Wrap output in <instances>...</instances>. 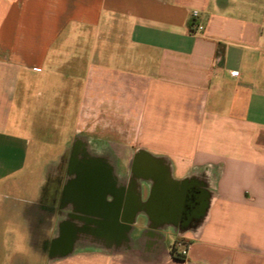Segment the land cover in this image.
<instances>
[{"label": "crops", "instance_id": "0c3cea01", "mask_svg": "<svg viewBox=\"0 0 264 264\" xmlns=\"http://www.w3.org/2000/svg\"><path fill=\"white\" fill-rule=\"evenodd\" d=\"M34 142L13 264H264V0H0V154Z\"/></svg>", "mask_w": 264, "mask_h": 264}, {"label": "rangeland", "instance_id": "374dc122", "mask_svg": "<svg viewBox=\"0 0 264 264\" xmlns=\"http://www.w3.org/2000/svg\"><path fill=\"white\" fill-rule=\"evenodd\" d=\"M70 124V122H68L67 124L66 129H68V131L70 130ZM19 146L23 149L25 146L24 142L20 143ZM62 146L63 145L60 146L54 143L39 144L34 142L32 143V145H26V147L28 148V152H30L28 155L26 154V156L28 157H24L25 154H19V156L16 155L17 159L15 158L14 154L12 155V157L9 156L10 159H8V152L4 151L0 154V164H2L4 168L2 171L3 174L9 169L17 170V172L11 176L5 175L3 179L0 180V184L4 183L6 180L12 177H16L17 180L21 181V183L26 186L25 188L27 191H24V193H19L20 195L14 193L16 198L18 199V202L20 201V199L23 200L22 198H26L24 199L25 201L38 196L39 193L36 190L38 182L40 181V179L45 178L44 171L47 164L50 163V158L53 155L58 154V152H60V147L62 148ZM22 149H20V152L22 151ZM32 150H34V153ZM72 183L74 184V182H71L70 184ZM1 187L2 184L0 185V231L1 233H3L4 238L2 241V246L6 247L8 251L7 258L4 264H13L12 251L18 249L27 250L30 248V246L27 245L26 236L27 231H31L32 225L29 224L28 229L27 224L17 222V210L10 205H6L3 203L8 199V197H6ZM64 198L65 195L63 199ZM39 243L42 244V241H40Z\"/></svg>", "mask_w": 264, "mask_h": 264}, {"label": "built area", "instance_id": "2783aa9c", "mask_svg": "<svg viewBox=\"0 0 264 264\" xmlns=\"http://www.w3.org/2000/svg\"><path fill=\"white\" fill-rule=\"evenodd\" d=\"M192 17L195 19V22L191 26V31L193 33H195L197 31L203 30L204 29V24L197 21L199 19V17H200V11L198 9H194L192 11ZM173 249H175L178 253H180L181 255H183L185 257L188 254V244L186 242L178 241L174 245Z\"/></svg>", "mask_w": 264, "mask_h": 264}, {"label": "trees", "instance_id": "16d2710c", "mask_svg": "<svg viewBox=\"0 0 264 264\" xmlns=\"http://www.w3.org/2000/svg\"><path fill=\"white\" fill-rule=\"evenodd\" d=\"M172 253L175 257L183 259L185 258V256L181 255L180 253H178L175 249L172 250Z\"/></svg>", "mask_w": 264, "mask_h": 264}, {"label": "flooded vegetation", "instance_id": "af4514ba", "mask_svg": "<svg viewBox=\"0 0 264 264\" xmlns=\"http://www.w3.org/2000/svg\"><path fill=\"white\" fill-rule=\"evenodd\" d=\"M57 195H58V193H55L54 195H52V200L57 199ZM45 220H46V219H45ZM44 226H46V225H44Z\"/></svg>", "mask_w": 264, "mask_h": 264}]
</instances>
